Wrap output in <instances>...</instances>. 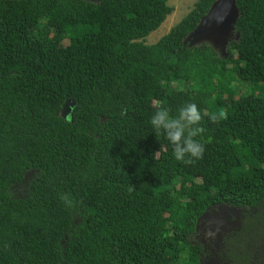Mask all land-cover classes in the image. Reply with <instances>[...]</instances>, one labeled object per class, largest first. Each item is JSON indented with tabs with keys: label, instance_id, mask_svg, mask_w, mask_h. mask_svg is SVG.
I'll return each mask as SVG.
<instances>
[{
	"label": "trees",
	"instance_id": "obj_1",
	"mask_svg": "<svg viewBox=\"0 0 264 264\" xmlns=\"http://www.w3.org/2000/svg\"><path fill=\"white\" fill-rule=\"evenodd\" d=\"M169 1L0 0V264H264V0L236 1L226 58L188 42L218 0L147 45ZM193 102L183 165L149 119ZM219 208L240 220L216 251Z\"/></svg>",
	"mask_w": 264,
	"mask_h": 264
},
{
	"label": "clouds",
	"instance_id": "obj_2",
	"mask_svg": "<svg viewBox=\"0 0 264 264\" xmlns=\"http://www.w3.org/2000/svg\"><path fill=\"white\" fill-rule=\"evenodd\" d=\"M215 119V114L211 117ZM202 113L196 103H187L173 110L166 104H158L149 119L156 138L163 137L171 148L172 157L183 165H193L203 158L206 144L202 139ZM60 203L72 209L76 201L69 193H59Z\"/></svg>",
	"mask_w": 264,
	"mask_h": 264
},
{
	"label": "rangeland",
	"instance_id": "obj_3",
	"mask_svg": "<svg viewBox=\"0 0 264 264\" xmlns=\"http://www.w3.org/2000/svg\"><path fill=\"white\" fill-rule=\"evenodd\" d=\"M84 1L95 4L100 2V0ZM236 1L237 0H218L208 18L203 21L197 32L188 39L191 48L205 44L221 58H226L228 56L230 44L238 40V36L234 31V24L239 16L236 8ZM195 4L196 0H170L168 5L173 9V13L167 18L166 22L158 31L151 34L146 39V44L149 46L155 45L162 38L167 36L171 30L193 10ZM73 107L71 102L67 103L63 114L65 118L70 115ZM234 213L239 219L238 211ZM201 230L204 234L205 231L200 226L199 231L201 232Z\"/></svg>",
	"mask_w": 264,
	"mask_h": 264
},
{
	"label": "flooded vegetation",
	"instance_id": "obj_4",
	"mask_svg": "<svg viewBox=\"0 0 264 264\" xmlns=\"http://www.w3.org/2000/svg\"><path fill=\"white\" fill-rule=\"evenodd\" d=\"M234 212L236 210L219 208L212 216L207 215L204 218L205 222L201 225V228H203L205 233L203 234L202 230L201 233L206 236L208 243L216 248V251H219L220 247L225 245L226 241H229L234 230L239 228L240 215L237 220ZM235 223H238L237 226ZM205 247L208 248L206 243ZM213 261V259L207 258L205 264H218Z\"/></svg>",
	"mask_w": 264,
	"mask_h": 264
},
{
	"label": "water",
	"instance_id": "obj_5",
	"mask_svg": "<svg viewBox=\"0 0 264 264\" xmlns=\"http://www.w3.org/2000/svg\"><path fill=\"white\" fill-rule=\"evenodd\" d=\"M65 117V116H64ZM207 216V215H206Z\"/></svg>",
	"mask_w": 264,
	"mask_h": 264
}]
</instances>
